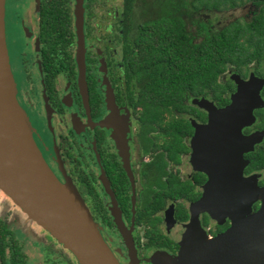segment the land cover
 Listing matches in <instances>:
<instances>
[{
    "label": "flooded vegetation",
    "instance_id": "obj_1",
    "mask_svg": "<svg viewBox=\"0 0 264 264\" xmlns=\"http://www.w3.org/2000/svg\"><path fill=\"white\" fill-rule=\"evenodd\" d=\"M163 1L134 0L132 7L129 0H85V82L76 0L6 2L12 70L35 138L59 179L68 175L77 186L122 264H154L156 255L177 256L182 244L217 236L231 224L219 197L264 188V61L258 57L221 75L228 85L221 101L210 91L193 95L187 106L159 111L150 121L146 107L133 104L140 89L130 76L132 40L165 14ZM140 7L145 20L138 19ZM104 22L109 32L101 41ZM240 87L254 98L251 122L231 141L200 132L210 115L195 99L224 108ZM213 194H219L215 204L220 199L214 215L206 204ZM10 200L8 207L0 203V264H80ZM260 205L254 202L253 211Z\"/></svg>",
    "mask_w": 264,
    "mask_h": 264
},
{
    "label": "water",
    "instance_id": "obj_2",
    "mask_svg": "<svg viewBox=\"0 0 264 264\" xmlns=\"http://www.w3.org/2000/svg\"><path fill=\"white\" fill-rule=\"evenodd\" d=\"M6 2L0 0V188L30 219L71 251L80 264H122L77 186L68 175L66 182L59 179L35 138L34 127L19 101L12 70ZM75 13L79 36L77 57L85 82V0H76ZM245 90L240 87L224 108L208 99H195L210 115L207 125L198 126L202 128L200 132L212 133L214 138L213 133H219L218 138L231 141L234 132H240L253 117L254 98ZM218 195H212L210 205L206 203L213 215L220 211V199L217 204L214 200H218ZM219 198L231 219L224 232L211 239L182 244L177 256L156 255L153 263L264 264V188L254 192H227ZM259 199L261 205L253 211L252 205ZM204 204L203 199L201 205Z\"/></svg>",
    "mask_w": 264,
    "mask_h": 264
},
{
    "label": "trees",
    "instance_id": "obj_3",
    "mask_svg": "<svg viewBox=\"0 0 264 264\" xmlns=\"http://www.w3.org/2000/svg\"><path fill=\"white\" fill-rule=\"evenodd\" d=\"M163 2L166 15L142 26L128 55L131 80L140 89L133 104L146 107L148 121L159 111L187 106L193 95L210 91L221 101L228 85L220 77L229 67L242 69L256 57L264 61V0ZM242 6L250 7V19L241 16L218 27L205 16Z\"/></svg>",
    "mask_w": 264,
    "mask_h": 264
},
{
    "label": "rangeland",
    "instance_id": "obj_4",
    "mask_svg": "<svg viewBox=\"0 0 264 264\" xmlns=\"http://www.w3.org/2000/svg\"><path fill=\"white\" fill-rule=\"evenodd\" d=\"M106 7V10L107 12H110V10H108L107 8L110 7L111 8V4H105ZM249 10H250V7L248 6H242V7H239L237 9H233V10H229V11H224V12H220L218 14H215V13H212L210 11H205V16L207 17H210V18H214L215 19V24H217L218 27H221L223 26L225 23L227 22H230L232 20H234L235 18H238V17H247L250 19V15H249ZM249 15V16H248ZM111 16V15H110ZM137 16H138V19L140 20H145L146 17L144 16V14H142V7H140L138 9V12H137ZM103 17V16H101ZM112 17V16H111ZM108 22V20L106 21ZM106 22L103 23V26L100 30V34H99V37L102 38L101 41H105L107 40V38L105 37L107 34H108V30L107 29H104V24H106ZM233 69V67L231 68ZM233 72V70H231ZM39 147L41 148V146L39 145ZM2 193V192H1ZM11 198H9V196L3 191V193L1 194V198H0V203H3L2 205L8 207V202ZM12 201V200H10ZM4 206V207H5ZM15 207V206H14ZM13 207V208H14ZM20 211V214H17V215H20L18 216L20 219H22L23 217H25V215L22 213V211L19 209ZM18 213V212H17ZM37 226V225H36ZM36 233L37 234H41L42 232L40 231V229H38V227H36ZM38 243V242H37ZM36 245V243H35Z\"/></svg>",
    "mask_w": 264,
    "mask_h": 264
},
{
    "label": "bare ground",
    "instance_id": "obj_5",
    "mask_svg": "<svg viewBox=\"0 0 264 264\" xmlns=\"http://www.w3.org/2000/svg\"><path fill=\"white\" fill-rule=\"evenodd\" d=\"M211 239V238H210Z\"/></svg>",
    "mask_w": 264,
    "mask_h": 264
}]
</instances>
